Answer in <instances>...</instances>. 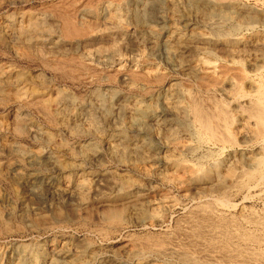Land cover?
Wrapping results in <instances>:
<instances>
[{
  "label": "rangeland",
  "instance_id": "1",
  "mask_svg": "<svg viewBox=\"0 0 264 264\" xmlns=\"http://www.w3.org/2000/svg\"><path fill=\"white\" fill-rule=\"evenodd\" d=\"M119 1L123 7L110 13L102 8L104 0H0V26L10 20L25 27L31 21H40L42 30L48 28L45 31L54 36V41L60 42L58 46L35 42L29 45L22 39H11L7 35L5 38L0 32V264H10V258L16 257L21 245L32 248L39 243H46L50 254L55 247L79 245L78 249L73 246L69 253L71 263L77 259L89 261L88 264H163L162 259L151 255L142 239L145 230L139 226L146 223L149 228V224L157 219L151 215L150 208L157 203L173 205L163 214L165 227L157 232L174 231L178 220L198 203L217 206L214 202L217 198L226 204L217 208L229 216L234 215L233 218L242 220L250 215L264 218V178L249 181L245 188H219L202 181L192 182L184 189L167 183L172 181L171 170L173 172L177 164L216 166V170L223 172L228 167L252 169L249 157L264 156L263 141L242 137L239 118L248 119V98H242L244 107L238 110L226 95L213 88L231 75L240 80L243 92L249 94L252 92L250 82L264 78V0H235L258 17L256 22L245 20L236 30L235 22L232 24L218 16H210L205 9L192 10L189 0H163L160 11L153 12L147 10L150 0H112L113 4ZM84 6H92L94 12L85 13ZM115 13L123 22L121 27L112 24ZM135 15L143 17L140 24ZM56 19L60 23L53 21ZM65 21H70L71 27L90 38L76 42V45L66 36ZM220 21L223 22L221 29L237 40L236 44L229 47L197 40V37L211 35L212 24ZM173 36H183L189 42L181 48H172L170 39ZM115 47L124 57L120 65L113 63L108 53V49ZM210 66L215 70L213 77L208 76L206 69ZM117 68L129 70L132 78L120 79ZM175 85L228 108L235 146L231 147L225 140L202 143L194 137V129L192 132L178 131L176 141L197 147L193 152L176 150L164 138L173 129L169 109L179 99L186 101L183 92L173 87ZM30 92L32 95L40 93L41 100L33 99ZM160 92L165 100L158 103L161 111L156 119L148 120L147 129L128 125L134 112L132 109L148 106L152 96H159ZM97 94L102 99L111 98V111L102 104V99L97 101ZM61 108L68 112L65 113L67 117L76 115V128L71 125L72 128L68 126L66 131L60 127L58 119L64 115H59ZM30 125L40 127L47 137L30 134ZM90 149L97 150L99 156L84 161L88 151L92 152ZM39 151L72 163L77 168L74 172L107 174L108 177L97 184L88 204L77 209L74 215L69 209L75 201L52 188L53 185L64 186L65 177L71 173L56 171L47 163L39 168L21 158L22 153ZM38 169L42 176L31 175ZM127 183L132 186L121 191L118 184ZM55 207L68 210L67 218L55 219ZM142 207H149L145 215L139 210ZM114 217L116 222L122 220L125 227L116 228ZM38 219L43 222H37Z\"/></svg>",
  "mask_w": 264,
  "mask_h": 264
},
{
  "label": "bare ground",
  "instance_id": "2",
  "mask_svg": "<svg viewBox=\"0 0 264 264\" xmlns=\"http://www.w3.org/2000/svg\"><path fill=\"white\" fill-rule=\"evenodd\" d=\"M113 2H115V1H113ZM113 2H112V0H104V2H103L104 4H103L102 8L111 13V12H115L119 8L123 7L122 1L121 2L119 1L120 3L116 2V4H113ZM188 3H189V6L191 7L192 10L205 9L206 11H208L210 16H213V15L218 16L220 20H222L224 22H229L232 24H233V22H235V24H234L235 30L240 27L239 24H241V25L243 24L242 22H246L247 20H248L247 23L256 22L257 18H258L256 14L251 13V11H249L243 5L237 4L235 2V0H226V1H224V0H189ZM163 4H164L163 0H150L148 5H147V10L149 12H153L155 10L160 11ZM82 10L85 13H93L94 12V10L92 9V6H91V8L84 6L82 8ZM162 10H164V9H162ZM175 11H176V9H175ZM43 14H45V13H43ZM54 16H52V17H54ZM44 17L45 16L43 15V18ZM66 17H67V15H66ZM38 18L36 17V19H38ZM119 19H120V17H118L115 13L114 17L112 18L113 21L111 20L112 24L115 25V27H121L122 26L123 22L121 23V21ZM135 19H136V22L138 24H140L142 22L143 17L141 15H135ZM12 21L10 20V21L4 23L2 26H0V32L4 34L3 36L5 38H6L5 35H7V37L9 36V38H11V39L12 38L13 39L14 38L15 39H17V38L22 39V40L26 41V43H28L29 45H32L34 42H35V44H39V45L41 44V45L58 46V44H60V42L53 40L54 36L52 37L48 31H45V29H48V28H45L44 30H42V26H40V24H39L40 21L39 22H36V20L34 22L31 21V23L27 27H25L23 24H20V22L18 23V21H15V22H12ZM53 21H57V23H60V21L58 22L57 19L53 20ZM64 23L66 24V30H65L66 36L70 40L74 41V43L86 41L90 38L88 35L81 33L79 31V29H77L75 27H71L70 21H65ZM222 23L223 22H221V21L217 22V23L214 22L212 24L213 32L211 33V35L197 37V40L202 41V42L207 43V44L222 43L224 46H229V47L232 44L233 45L236 44L237 40L232 38V36H230L229 34H227V32H225L224 30L221 29V27H223ZM46 25H47V23L45 24V26ZM232 29H230V30H232ZM54 30L52 29V31H54ZM3 36H2V38H3ZM60 40L62 41L63 39H60ZM170 42H171L172 48H178V47L181 48V47L188 44L189 39L185 38L183 36H173L170 39ZM23 43H25V42H23ZM77 43H76V45H77ZM108 50H109L108 53L110 56V60L113 63L120 65L124 61V57L122 56V54L119 52V50L116 47L110 48ZM197 56H199V55H197ZM63 62L65 63V61H63ZM69 65L70 64H68V66ZM223 67H225V65ZM206 69L208 70V71L206 70L209 74L208 76L213 77L215 74L214 67L210 66V67H207ZM232 69H235V68H232ZM116 70H117V74H118L120 79L132 78V76H133L132 72H130L127 69H124V68L118 69L117 68ZM76 71H78V70H76ZM161 80H163V79H161ZM249 85H250L252 92L249 94H245L243 92L242 83L240 82V80H237V79L231 77V75H230V77L227 76L221 83L219 82V84H216L213 88H215L216 91H219L220 93L224 94V96L226 95L228 100H230L231 103L234 105V107L237 108L238 110H241L244 107L245 101L243 102L242 98H248L246 101V103L248 105L247 106L248 108L246 110V114L248 112V116H247L248 119L246 121L242 117L239 118V123L241 124V128L243 130V132L241 131L243 134L242 137L247 139V140H250V141L261 140L264 142V78H261V80H259V81L250 82ZM173 87H175L176 90L179 88V91L181 90V92H183L182 96L186 100L184 102L181 99H179L171 107V109H169V111H171L172 116H173L170 119L172 121L171 125H173V129L171 130L170 133L167 132L168 134L164 138L170 144H172L176 148V150L185 151V152L196 151L195 149L197 147L194 148L189 143L180 144V143L176 142L178 131L179 132L180 131H184V132L191 131L192 132L193 129H194L193 133H196V135H194V137L197 136L198 140L199 141L201 140L200 142L203 141L202 143H204V142L218 143V142H222L225 140L228 144H230L231 147L235 146V139L233 136V126H232L233 124L231 121L230 112L224 104L216 102L210 98L209 99L207 98V100H205V99H203L197 95L192 94L190 91H183L177 85H175ZM32 93L30 95H31V97L33 96V99L35 98L37 101L41 100L42 97L39 96L40 93L39 94L37 93L38 95L37 94L32 95ZM111 94L112 93H109V95H111ZM158 95L159 96H155V97L153 95L151 103L146 107H138L136 109L131 108L132 110H134V112H132V115L130 116L131 117L130 118V124H128V125H131L132 128H136V129H138V128L147 129L148 120L152 119V118L156 119L159 112L161 111L158 109V106H159L158 103H161L163 100H165V96L161 95V92ZM27 96L28 95H26V97ZM34 96H36V97H34ZM96 96L98 99L97 101H100L102 99V98H100L101 95L97 94ZM28 97H30V96H28ZM22 99H24V98H22ZM29 100H27V101H29ZM20 101L22 102V100H20ZM63 101L66 102L65 98ZM101 101H102V104L107 108V110L111 111V108L113 107L111 98L110 99L104 98ZM98 107H100V106H98ZM103 111L105 113V110H103ZM59 112L62 113L59 115L64 114L63 116H60V119H58L60 122V125H61L60 127L65 129L68 126L71 127V125H73L76 128L77 121H76V117H75L76 115L75 114H74L75 116L74 115H68V117H67V115L65 113L68 114V112H66V110L64 108L63 109L61 108ZM174 114H175V116H174ZM65 115H66V117H65ZM171 121H168V122H171ZM94 124L95 123H93V125ZM57 128H59L58 125H57ZM89 128H90V126H89ZM91 128H93V127H91ZM59 129H61V128H59ZM28 130H29L30 134L39 135V137H41V138L44 136L47 137L46 136L47 133L45 134L41 130L40 127H37L35 125H30ZM68 130L72 131L70 129H68ZM66 131H67V128H66ZM76 131L77 130H75V132ZM89 131L90 130H88V133H89ZM73 132H74V130H73ZM48 137H49V135H48ZM155 139H156V137H155ZM165 139H164V141H165ZM244 143H246V142H244ZM172 145H170V146H172ZM81 148H87V147H81ZM89 148H88V150H89ZM11 149H14V147ZM90 150H92V149H90ZM96 151L95 150H92V152L88 151L89 154L86 152L87 154L84 156V161H89V160H92L94 158H97L99 155H98V151L97 152ZM153 154L155 155L154 152H153ZM70 155H73V154H70ZM108 155H110V154H108ZM114 156H115V154H114ZM175 156H177V155H175ZM246 156H248V155H246ZM21 158L24 160L25 159L30 160V163L33 162L39 168L43 164L44 165L49 164L50 167H52L56 171H61L63 173L64 172H70L71 173L69 176L65 177L64 186L58 187V186L52 184L53 185L52 188H54V190H57V191L58 190L62 191L64 194H67L69 196V198L71 197L72 198L71 200L75 201L73 206H71L72 204L70 205L71 209H69V212L74 214V215H75V211L77 209L79 210V208H81L82 206H86V204H88L90 197H93V196H91L93 190L97 189L96 188L97 184L98 183L100 184L101 181H103L104 179H107V178H105L107 176V174H94L93 175V174H88L86 172H74L75 169H77V168L74 167V165H72V163H67V162L61 161L57 157H54L51 153H48V152L44 153V152L39 151V152H33V153H29V154H23L22 153ZM249 159L251 160L252 165H253L252 169H240V168L238 169V168H234V167H228L225 171L223 170V172L216 170V168H214L216 166L204 167L203 165H191L189 163L188 164H180L178 166V164H177V168L174 169L173 172L171 170V173H173L172 174L173 176L171 177L172 181L170 180L167 183L171 185V182H172L173 185H176L179 188H184V189L187 188L188 186H191L192 182H202V181L203 182H210L212 186L217 185L219 188H225V187L227 188L228 186L245 188L248 186L249 181L251 182V181L256 180V179L261 181L264 178V156H258L256 154V155L250 156ZM45 163H47V164H45ZM163 165H165V164H163ZM19 166L21 167V165H19ZM46 168H47V166H46ZM81 168H83V167H81ZM34 171L36 173H33V174L31 173V175H33V176L41 175V174H39V169L34 170ZM17 172H19V170ZM44 172H46V171H44ZM72 172H73V174H72ZM19 173H21V170ZM19 173H18V175H19ZM110 175H111V173H110ZM38 177H37V179H38ZM42 179H44V178H42ZM125 182H127V181L125 180ZM128 184L129 183H127V185L126 184H118V186L120 187V188L119 187L118 188L121 191L129 190L128 188L131 187L132 185L130 186ZM197 185H198V183H197ZM57 193H59V191ZM161 196H164V195H161ZM159 199H160V197H159ZM214 202L217 206H222V207L224 205L226 206V204L223 201L219 200L218 198ZM68 204H70V203H68ZM162 204H164V203H157V204L150 205V208L152 210L151 215L155 218L157 217V219L155 221H153V223L149 224V228H148L146 223L140 224L139 226L143 230H145V233L143 234L142 239L145 240L147 247H149V249L151 250V252H152L151 255L153 254V256H155L157 259H162L163 261L161 260V262H163V264H264V218H261V216L257 217V215L256 216L250 215V217L246 216L244 219L240 220V219H237L238 217L233 218L234 215L229 216V215L225 214V212L219 210L217 208V206L212 205L213 203L212 204L208 203V202L207 203H198L192 210H190L188 213H186L183 217H181L178 220V223L176 225L177 227L174 229V231L172 230L170 232H168V231L157 232L158 229H162L166 225V220H165V218H163V214L165 213V211L168 208L173 207V205H169V204L162 205ZM21 206H23V205H21ZM52 206H54V204H52ZM55 206H57V205H55ZM64 206H65V204H64ZM148 208L142 207L139 210L142 214L145 215V212H148V210H149ZM63 209H66V208H63ZM52 210H51V212H52ZM53 212H54L53 214H54L55 219L63 220V219L67 218L68 210L65 212L61 209H56V207H55ZM121 212H122V210L119 213H121ZM33 213L34 212H32V214ZM116 213H117V211H116ZM38 215L39 214H37L36 216H38ZM50 215H52V214H50ZM25 216H26V214H25ZM31 216H33V215H31ZM26 217H28V219H29V216H26ZM33 218H34V216H33ZM115 218L116 217H114V219H112V220L115 221ZM110 219H108V220L112 221ZM41 220L38 219L37 222L38 221H39V223L43 222ZM124 221H125V219H124ZM123 224H124V222H122V220H120V222L118 220L115 223L116 228L117 227L122 228L124 226ZM36 226H38V225H36ZM112 229H114V228H112ZM117 230H119V229H117ZM161 233H164V234H161ZM142 239L140 238V240H142ZM142 243H144V241ZM144 245H142V246H144ZM73 246H76V245L71 244L70 246H68V245L61 246V247H57V249L55 247L52 249L53 254H50L49 249H47V247H46V243L35 244V246L32 248H29L26 245H21V247H19V249H18L19 253L16 254V257L10 258V264H88L89 261L88 262L84 261V260L83 261H81V260L77 261V259H74V262L71 263L72 261L68 260L69 259V253L72 252V250L74 249ZM78 246H76V248ZM95 254H96V252H95Z\"/></svg>",
  "mask_w": 264,
  "mask_h": 264
}]
</instances>
